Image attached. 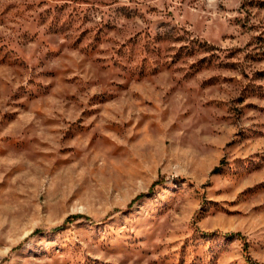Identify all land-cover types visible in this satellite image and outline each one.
I'll use <instances>...</instances> for the list:
<instances>
[{
  "label": "rangeland",
  "instance_id": "rangeland-1",
  "mask_svg": "<svg viewBox=\"0 0 264 264\" xmlns=\"http://www.w3.org/2000/svg\"><path fill=\"white\" fill-rule=\"evenodd\" d=\"M249 258L264 0H0V264Z\"/></svg>",
  "mask_w": 264,
  "mask_h": 264
},
{
  "label": "trees",
  "instance_id": "trees-1",
  "mask_svg": "<svg viewBox=\"0 0 264 264\" xmlns=\"http://www.w3.org/2000/svg\"><path fill=\"white\" fill-rule=\"evenodd\" d=\"M140 196H142V194L139 195L138 197H136L135 199H133L132 202L130 203V205H131L133 202H135V200H137L138 198H140ZM81 217H82V215H71V216H69V217L66 219L65 223H67V222H71V221H73V220H75V219H78V218H81ZM56 229H57V228H56ZM35 232H39V231L36 230ZM227 236H230V237L239 236V233H231V234H228ZM247 262H248V264H260V263H257V262H255V261L251 260L250 258L247 259Z\"/></svg>",
  "mask_w": 264,
  "mask_h": 264
}]
</instances>
